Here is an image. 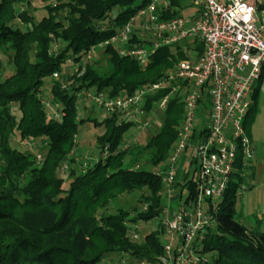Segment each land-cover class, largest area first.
Returning <instances> with one entry per match:
<instances>
[{
	"label": "trees",
	"instance_id": "1",
	"mask_svg": "<svg viewBox=\"0 0 264 264\" xmlns=\"http://www.w3.org/2000/svg\"><path fill=\"white\" fill-rule=\"evenodd\" d=\"M42 1L49 3L45 6L47 15L36 20L27 0H0V264H99L103 258L122 252L151 261L162 253L161 230L135 242L128 236L126 223L149 222L161 215L162 184L156 172L137 165L142 152L148 150L153 151L150 165L166 162L184 107L172 100L154 136L143 145H135V140L128 147L125 136L138 124L116 116H106L102 122L88 118L104 131L96 137L97 161L84 167L72 156L78 125L85 123L78 120V96L91 89L110 97L131 95L159 80L165 70L177 60L188 59L189 54L182 46L161 48L143 69L109 45L104 50L111 65L107 73L100 74L92 66L96 61L86 65L73 86L62 89L68 77L63 75L62 64L70 58L78 62L92 47L109 41L150 0ZM170 2L182 11L189 6L184 5L185 0ZM18 4L22 5L19 10ZM114 10H118L116 15H112ZM195 50L201 55L203 44L198 42ZM9 66L12 73L3 77ZM55 73L61 74V80L53 79ZM48 78L54 82L51 98L63 108L61 119L49 118L42 104V87ZM162 95L150 99L146 110L151 111L152 101ZM256 110L255 102L245 122L249 136ZM15 138L41 143L39 165L34 154L11 146ZM140 147L142 152L137 150ZM128 157L133 159L127 161ZM65 163L69 165L68 189L58 176ZM248 169L238 155L219 205L217 226L204 242V253L215 256L209 264H264L263 219L256 218L255 226L247 228L235 215L243 174ZM193 176L183 178L191 191L188 198L194 197ZM135 192L141 193L138 206L115 214L107 212L120 196Z\"/></svg>",
	"mask_w": 264,
	"mask_h": 264
},
{
	"label": "built area",
	"instance_id": "2",
	"mask_svg": "<svg viewBox=\"0 0 264 264\" xmlns=\"http://www.w3.org/2000/svg\"><path fill=\"white\" fill-rule=\"evenodd\" d=\"M188 5L193 13L186 16L170 0H150L109 41L92 47L83 64L76 62L73 73L62 86V89L73 86L75 77L84 73L86 65L97 61H93V54L98 47L105 49L112 45L120 56L135 60L145 69L161 48L203 44L201 55L194 50L193 59L180 60L159 80L139 87L131 95L82 93L108 117L116 116L120 121L138 125L139 117L147 115L150 123H155L172 100H178L184 107L176 141L164 166L156 172L164 201L158 217L164 239L162 253L145 261L122 252L103 258L99 264L211 263L204 253V242L210 230L217 226L219 205L238 155L243 157L244 166H251L255 160L256 145L245 129V122L256 96L264 93V0H191ZM53 79L61 80V74L55 73ZM159 94L162 97L153 100L151 111H147V103ZM42 104L49 118H62L60 105L53 98H42ZM36 145L34 141L27 142L28 147ZM189 148L196 154L193 198H188L191 191L186 183L177 181L179 162ZM34 155L40 162L42 153ZM61 171L67 174L68 163ZM184 191L188 193L185 201ZM173 201L179 202L175 209ZM261 218L264 219V212ZM126 225L129 238L135 242L151 233L139 222Z\"/></svg>",
	"mask_w": 264,
	"mask_h": 264
},
{
	"label": "rangeland",
	"instance_id": "3",
	"mask_svg": "<svg viewBox=\"0 0 264 264\" xmlns=\"http://www.w3.org/2000/svg\"><path fill=\"white\" fill-rule=\"evenodd\" d=\"M186 4H189L191 0H185ZM49 4L48 2H44L42 0H27L26 5H30L28 9L30 12H32L33 16L36 20H39L41 17L47 15V11L45 6ZM21 4H18L16 6L17 10L21 8ZM27 10V8H26ZM118 13V10H114L112 15H116ZM193 13V10L190 6H187L183 10V14L186 16H189ZM18 27L22 30H26L27 26H24L22 24H18ZM198 43V42H197ZM197 43L192 45H187L184 47V51L188 52L189 58L193 59L197 54L193 53L195 49H197ZM104 48L98 47L95 54H93V61L97 60V64H93L98 72L100 74H105L110 69V63L109 58L104 55ZM86 58L83 57L78 64L81 65L85 62ZM178 61V60H177ZM175 62L176 64L178 62ZM173 64V67L176 64ZM76 67V62L70 58V61H66L62 64V70L63 75L65 77L69 76L71 73H73L74 69ZM171 67L168 70H165L164 74L168 72L169 70L173 69ZM12 73V67H6V70L4 71L3 77L10 75ZM163 74V75H164ZM247 74V72L245 73ZM53 80L51 78H48L45 80L43 87H42V97L44 99L51 98V92L53 88ZM90 93H95L94 89L90 90ZM255 102L257 103V110H256V116L255 121L251 125L250 133L251 138L256 145V153H255V160L252 162L253 169H248L244 172L243 177V184L241 186V190L239 192V196L237 198V203L235 206V215L236 219L241 222L245 227L251 228L254 227L256 224V218L262 217V213L264 212V93H258V95L255 98ZM78 120L79 122L81 120H84L85 123H79L78 125V133L76 136V146L74 149V153L72 156L76 158L78 161V164H84L87 165L90 164V161L93 162L95 159L100 155L97 143H96V137L104 131L101 127H96L93 122L88 121V118L96 119L98 122H102L105 117L107 116L105 112H103L99 107H97L95 104H93L90 99L85 96V94H80L78 96ZM63 108L62 106H59V111L62 112ZM147 116H140L137 123L140 122V125H137L131 131H129L124 140V145H127L129 143H132L133 141L136 142L135 145L139 144H145L149 138L153 137L154 134L159 130L162 121L164 120L165 116L160 115L158 118H156L155 123H150V120ZM150 123L149 126H145L144 123ZM11 146L15 149H19L21 151H28L32 154L40 153L42 145L41 143H38L36 147L31 148L27 146L26 142H20L18 138H15ZM173 147V146H172ZM172 149V148H171ZM170 149V150H171ZM137 150H141L140 148H137ZM131 152H133V155L135 154L136 150L132 147L130 149ZM152 150L143 151L142 155L139 159L140 166L139 169H147L151 172H157L160 170L163 165H159L157 167H153L149 164L150 157L152 154ZM156 152V151H155ZM193 154V155H192ZM191 155L196 158V154L194 150H189L185 155L183 156V161L186 159H190ZM129 159V157H128ZM133 158L127 160L131 161ZM188 161L186 162L184 168H183V174L189 173V179L192 178L193 172L196 169V165L193 164L192 166H189ZM37 165L38 161H37ZM180 165V163H179ZM2 164L0 163V167ZM181 168V167H179ZM58 176L64 179V188L68 189L69 187V177L67 174L63 173L61 170L58 171ZM178 183H182L183 179L177 178ZM27 182V180H26ZM181 191V187H177V194L179 195ZM188 193L186 191L183 192V201L187 198ZM141 193L135 192L132 194H124L120 196L116 201H114L111 205H109L107 212L110 214L117 213L118 210H124L128 211L131 208L138 206V203L140 201ZM179 204L178 201H173L172 206L173 208H177V205ZM260 217V218H261ZM140 226L145 228L146 231L152 232V231H159L160 229V221L159 218L153 219L149 222H139ZM261 229L264 231V219L262 220ZM164 239L161 237V242H163ZM214 255H207V259L212 262L214 259Z\"/></svg>",
	"mask_w": 264,
	"mask_h": 264
},
{
	"label": "crops",
	"instance_id": "4",
	"mask_svg": "<svg viewBox=\"0 0 264 264\" xmlns=\"http://www.w3.org/2000/svg\"><path fill=\"white\" fill-rule=\"evenodd\" d=\"M189 150H194V149H193V148H189L188 151H189ZM188 151H187V152H188ZM192 155H193V154H192ZM192 155H191L189 161H188V159H186V158H185L184 161L182 160L183 158L180 160V162H179V163H180L179 167H181V168L178 169L177 178H178V177H179V178L182 177V179H183L185 175H189V173H185V174H183V168H184V166H185V164H186L187 161H188V163H189V166H192V165H193V162H194L196 159H195V157H193ZM194 164H195V163H194ZM250 169H253V166H252V165L250 166ZM163 203H164V202H163ZM177 206H178V205H177Z\"/></svg>",
	"mask_w": 264,
	"mask_h": 264
}]
</instances>
